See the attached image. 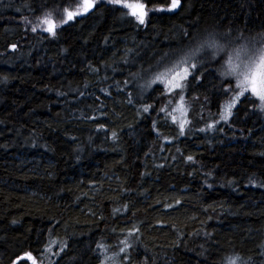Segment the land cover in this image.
I'll return each instance as SVG.
<instances>
[{
    "label": "trees",
    "instance_id": "trees-1",
    "mask_svg": "<svg viewBox=\"0 0 264 264\" xmlns=\"http://www.w3.org/2000/svg\"><path fill=\"white\" fill-rule=\"evenodd\" d=\"M81 4L0 0V264L24 253L37 264H121L123 240L127 264H264V112L241 98L220 120L226 58L183 82V135L159 111L179 91L156 84L142 101L130 75L163 71L209 33L264 32V0H181L145 25L98 3L62 24L63 9ZM45 11L55 37L31 31Z\"/></svg>",
    "mask_w": 264,
    "mask_h": 264
},
{
    "label": "snow or ice",
    "instance_id": "snow-or-ice-1",
    "mask_svg": "<svg viewBox=\"0 0 264 264\" xmlns=\"http://www.w3.org/2000/svg\"><path fill=\"white\" fill-rule=\"evenodd\" d=\"M101 5H112L115 7H122L128 10V15L135 18L139 25L146 24V18L148 17L149 11L158 12H175L181 7V0H169L165 4H161L159 7L150 8V0H144V2L129 3L126 0H82V4L75 10H69L65 7L64 17L61 21L62 24H67L69 21L74 20L78 16L87 14L92 9L96 8L97 4ZM51 11L43 12L41 17H38V23L32 25L31 31L36 32L39 28L43 32L49 33L55 37L57 23L52 18ZM25 23L31 24L27 18ZM185 35H189L185 32ZM243 40V43L238 41ZM15 48V45L12 46ZM226 56V59L222 61L220 67L217 69L218 74L223 78L221 83L223 85L222 91L230 96L228 102L223 106L220 112V120L225 123L233 115V109L238 103L241 102V98L245 101L251 102L252 106L258 108L259 111L264 112V32L258 33L256 36L244 37L243 33H239L236 36H232L231 31L224 33L223 35L217 33H209V35L199 40L194 46L189 48L187 51L180 56V58L170 65L165 66L163 71L152 72L150 69H139L135 72H131L130 75L133 80L136 81L135 87L139 89L136 95L140 100H145V95L153 90V85L162 84L163 89L167 93L175 92L180 89L179 100L176 105L169 111L166 106L159 109L160 112H164L166 116H170L172 122L178 124L180 134H184L185 125L188 123L187 117V106L185 105V97L183 95L184 81H187L189 76H193V79H199L203 76V71L194 74L195 70L200 67L204 68L205 64H209L212 61H216L220 56ZM127 62V61H126ZM205 71L207 69H204ZM93 71H97L93 69ZM140 81H143L142 83ZM234 82V83H233ZM125 89L129 85L130 81L126 79L124 82ZM87 87V85H85ZM125 89H119L125 91ZM160 89H156L159 91ZM83 95V93H81ZM127 103L133 104L134 93L128 91ZM259 102L258 104L256 102ZM153 108V105L146 101L142 104L141 112L149 113ZM176 113H179L180 118H177ZM138 114H140L138 112ZM155 128V125H153ZM214 124H209L208 128H213ZM204 131V129H200ZM113 137L116 133H112ZM192 160V157H188ZM135 228V226H133ZM135 231H139L135 228ZM129 236L134 235L133 231H129ZM45 249V251H51V244ZM125 247L119 249L120 253L124 254L121 256V264H127V261L131 259L130 254L127 253V249L131 247V244L127 240L121 241ZM66 244L61 245L59 252H63ZM98 248L103 247L97 245ZM59 252L56 255H59ZM32 261V264H37V260L32 256L31 253H24V259ZM239 259V258H238ZM116 264L114 257H106L105 260L101 261V264ZM247 264V262H245Z\"/></svg>",
    "mask_w": 264,
    "mask_h": 264
},
{
    "label": "rangeland",
    "instance_id": "rangeland-1",
    "mask_svg": "<svg viewBox=\"0 0 264 264\" xmlns=\"http://www.w3.org/2000/svg\"><path fill=\"white\" fill-rule=\"evenodd\" d=\"M223 56V55H222ZM221 57V56H220ZM220 57H218V58H220ZM224 58H226V56H223ZM234 83V82H233ZM177 91H179L180 92V89H177ZM173 93V92H172ZM259 102L257 101V104H258ZM177 116H178V119L180 118V115H179V113H177Z\"/></svg>",
    "mask_w": 264,
    "mask_h": 264
}]
</instances>
